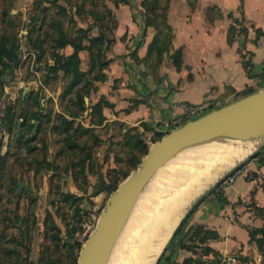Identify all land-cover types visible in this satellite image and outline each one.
Wrapping results in <instances>:
<instances>
[{"label": "rangeland", "instance_id": "obj_1", "mask_svg": "<svg viewBox=\"0 0 264 264\" xmlns=\"http://www.w3.org/2000/svg\"><path fill=\"white\" fill-rule=\"evenodd\" d=\"M119 1L0 0V39L6 34L15 42L20 60L15 70L0 76L3 85L0 91V264H28L26 260L37 263L42 254L70 264L71 251L79 259L81 249L78 250L77 242L83 246L88 240L110 197L108 192L94 195L99 184L106 180L120 185L126 173L136 170L146 156L141 145L129 146L127 137L138 136L150 149L160 134L165 135L153 129L148 132V127L146 132L138 126L133 127L137 130H131V126H121V121L116 125L94 124L97 119L93 115L94 104L108 100L106 93H100V84L108 78V67L102 73L98 66L90 71L89 51L81 58L80 65L86 76L70 91L67 89L72 76L62 70L55 74L50 69L55 64V53L67 54L66 48L56 47L59 27L70 38L82 40L85 45L90 43L83 36H96L100 29L112 39L110 33L116 25L114 5L117 7ZM111 45L108 42L103 57L106 60ZM98 72L105 74V80L94 79ZM118 81L115 79L111 86L116 87ZM80 93L85 110L78 103ZM106 108L109 107L104 110ZM36 110H40L43 123L33 121L35 126L30 130L27 118ZM73 110L79 111L78 117L71 116ZM8 114L13 119L10 127L4 122ZM64 114L74 121V127L67 131L65 122V131H54L55 124H62L58 115ZM48 115L49 122L44 118ZM25 118L26 128H21L17 135V124L23 123ZM79 127L90 128V131L83 134L76 131ZM261 151L264 152V146L253 154ZM87 152L90 157L83 166L80 160ZM259 158L262 157H247L240 163H255L250 174L254 179L252 190L259 188L262 192L257 201L247 203L257 216L258 223L249 228L253 231L264 227V160L259 161ZM136 161L140 163L134 168ZM218 180L203 194L219 193ZM20 181L24 185L22 189H18ZM198 205L187 214L184 223L191 220ZM261 236L257 233V237ZM175 238L176 235L170 243ZM180 238L181 235L177 240ZM197 246L196 252L205 253L201 249L205 247ZM34 249H39V253L34 254ZM240 259L239 264H263L262 256Z\"/></svg>", "mask_w": 264, "mask_h": 264}, {"label": "crops", "instance_id": "obj_2", "mask_svg": "<svg viewBox=\"0 0 264 264\" xmlns=\"http://www.w3.org/2000/svg\"><path fill=\"white\" fill-rule=\"evenodd\" d=\"M143 2L120 0L114 5L108 78L99 86L113 104L104 110L105 122L166 134L175 129L168 124L181 113L175 108L181 102L213 101L216 109L263 89L264 0H161L168 6L166 18L158 17L168 25L163 30L148 25ZM66 49L73 52L72 46ZM86 53L80 52L82 59ZM115 79L119 81L113 88ZM254 166L252 162L251 171ZM253 180L240 177L219 193H208L157 264H239L249 255L261 257L248 230L258 221L247 203L262 193L252 190ZM191 226L217 232V239L200 244L216 255L180 247L177 238ZM190 258L201 263H187Z\"/></svg>", "mask_w": 264, "mask_h": 264}, {"label": "bare ground", "instance_id": "obj_3", "mask_svg": "<svg viewBox=\"0 0 264 264\" xmlns=\"http://www.w3.org/2000/svg\"><path fill=\"white\" fill-rule=\"evenodd\" d=\"M263 142L264 137H220L169 161L139 197L115 242L109 264H155L193 202Z\"/></svg>", "mask_w": 264, "mask_h": 264}, {"label": "water", "instance_id": "obj_4", "mask_svg": "<svg viewBox=\"0 0 264 264\" xmlns=\"http://www.w3.org/2000/svg\"><path fill=\"white\" fill-rule=\"evenodd\" d=\"M21 125L22 122L19 121L17 135L21 131ZM220 137L243 140L264 137V88L224 107L213 109L199 118L187 121L170 130L161 140L155 142L140 166L131 172L106 201V206L100 213L96 229L81 248L77 264H107L119 234L139 197L155 174L181 152ZM263 146L264 142L259 148ZM254 152L247 157L252 158L258 153L253 154ZM240 163L225 172L219 178L216 186L229 173L243 165ZM23 187L24 185L20 181L18 189ZM208 193L201 194L202 196L200 195L187 209L155 264L158 263L187 214Z\"/></svg>", "mask_w": 264, "mask_h": 264}, {"label": "trees", "instance_id": "obj_5", "mask_svg": "<svg viewBox=\"0 0 264 264\" xmlns=\"http://www.w3.org/2000/svg\"><path fill=\"white\" fill-rule=\"evenodd\" d=\"M120 2V1H119ZM143 7L146 9V13L148 15L147 22L148 25H154L157 26L158 28L162 29L163 28H168V25L166 21H160L158 20V17L160 13H162L160 16H162L164 19L165 13L167 11L168 6H162L161 5V0H144L143 2ZM100 29V28H99ZM59 34L60 37L57 39L56 42V47L58 49H64L68 46L73 47V52L71 54H65L62 55L60 53H55V64L51 66V70L55 73L58 74L60 70L64 71L66 74H69L72 76V82L71 86L68 91H70V88L76 87L83 81V77L86 76V73L81 70V56L80 52L81 51H89L91 53V70L92 71L96 66H98V71L103 72L105 70L109 63L110 60H106L103 57L105 56V50L108 48L107 44L108 42H112L113 39H109L106 34L100 29L99 33L96 36H83V38H88L89 45H85L82 43V40H74L70 38V36L67 34V32H64L62 28L59 27ZM165 46H168L170 43V39L165 40ZM19 54H18V47L15 44V42L11 41L10 38L4 34L1 39H0V76H4L7 72L13 71L18 67L19 64ZM175 62L177 64H180L181 62V57L176 56ZM96 74L94 76L95 80H105V74ZM89 82V80H88ZM0 91H3V85L0 84ZM89 92V91H88ZM78 103L81 109H86L85 106V101L82 93L79 94L78 96ZM113 104L109 102L108 100H101L94 104L93 106V115L97 118L94 124H97L98 126L104 125L105 121L107 120V117L104 114V107H112ZM65 113V112H64ZM71 113V116L73 118L79 116V111L78 110H73ZM70 116V115H69ZM21 118V117H20ZM27 118V117H26ZM26 118L25 121L22 123V129L25 130L26 128ZM48 122L50 121L51 117L50 115L44 117ZM58 118L62 121V124H55L53 126V130L57 131L59 129H63L65 131V122L67 123V131L70 130L71 126L74 124L73 120H69L65 118V114L63 116L58 115ZM6 126H11L13 124V119L8 114L5 118ZM27 121H29V125L27 124L28 129L32 130L35 126V123L33 121H39L41 124L43 123L42 119V114L40 110H36L31 112V114L28 116ZM112 124H118V122H113ZM120 125L125 126L124 123H120ZM74 127V126H72ZM109 128V125H108ZM72 129V128H71ZM74 129V128H73ZM131 130H137L136 128L130 127ZM76 131H81L83 134H86L87 132L90 131V128H84V127H79L77 128ZM164 135H159L158 141L162 139ZM128 142L129 146H133L134 144H137L138 146L141 145L143 149V154L147 155L149 148L144 144L143 141L139 139L138 136H133L129 135L128 137ZM86 149V146L83 147V150ZM263 155V156H261ZM90 157V153L87 152L86 157L83 156V159L80 160V164L83 166L86 164L87 160ZM257 157H262L259 158V161L264 160V152H259L257 153L254 158ZM140 163V161H136L134 163V168L137 167V165ZM130 173H126L125 178L129 176ZM119 187L118 183L115 182H107L106 180H102L101 183L99 184V187L97 188L96 192L94 195H99L102 192H108L110 195L116 191ZM219 188V185L217 186ZM185 219L177 229L175 235L180 234V231L182 230V226L185 224ZM249 230V235H250V241L254 242L263 257V264H264V227L258 229V230ZM257 233H261V237H257ZM219 236L216 231L205 228L204 226H191L188 230L187 233H185L179 240V245L181 248L192 250L193 252H196V248L198 247L197 245H200L201 243H206L207 241L211 239H217ZM191 242L192 244H190ZM77 246L79 247L78 250L82 248V244L77 242ZM214 252L216 255L217 252H215L212 248L210 247H205V253H210ZM69 257H71V262L70 264H77L78 263V255H74V252L71 251L69 252ZM28 258V256H26ZM246 259V258H243ZM192 262H197L201 263L200 260L190 258L187 260V263H192ZM26 263L28 264H34V262L30 260H26ZM35 264H64L63 260L60 258L57 261L51 260L50 258H45L44 254L40 257V259L37 261ZM216 264V262H215Z\"/></svg>", "mask_w": 264, "mask_h": 264}, {"label": "built area", "instance_id": "obj_6", "mask_svg": "<svg viewBox=\"0 0 264 264\" xmlns=\"http://www.w3.org/2000/svg\"><path fill=\"white\" fill-rule=\"evenodd\" d=\"M262 86L264 88V78L262 79ZM215 102L213 101H206L202 103H191V102H181L175 106V108H180L181 113L175 117L168 125L177 128L187 121L194 120L196 118H199L203 116L204 114L208 113L209 111L213 110L215 107ZM1 123V120H0ZM253 161L249 163H245L242 166L236 168L231 173H229L219 184L220 190H224L229 186H232L236 180L240 177H244L247 180H251V169L250 164Z\"/></svg>", "mask_w": 264, "mask_h": 264}]
</instances>
